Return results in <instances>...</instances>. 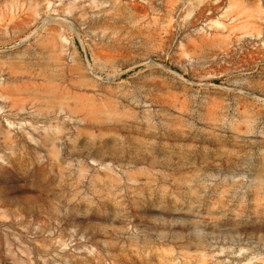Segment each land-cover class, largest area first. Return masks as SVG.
Wrapping results in <instances>:
<instances>
[{
	"label": "rangeland",
	"instance_id": "rangeland-1",
	"mask_svg": "<svg viewBox=\"0 0 264 264\" xmlns=\"http://www.w3.org/2000/svg\"><path fill=\"white\" fill-rule=\"evenodd\" d=\"M0 264H264V0H0Z\"/></svg>",
	"mask_w": 264,
	"mask_h": 264
}]
</instances>
